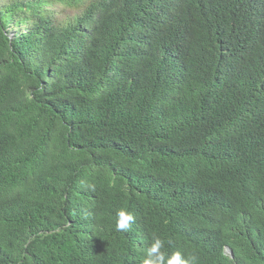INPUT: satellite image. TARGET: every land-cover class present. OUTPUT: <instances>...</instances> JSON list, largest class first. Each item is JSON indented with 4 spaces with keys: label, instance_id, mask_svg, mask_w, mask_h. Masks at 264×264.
<instances>
[{
    "label": "trees",
    "instance_id": "obj_1",
    "mask_svg": "<svg viewBox=\"0 0 264 264\" xmlns=\"http://www.w3.org/2000/svg\"><path fill=\"white\" fill-rule=\"evenodd\" d=\"M61 2H0V264H264V0Z\"/></svg>",
    "mask_w": 264,
    "mask_h": 264
},
{
    "label": "clouds",
    "instance_id": "obj_2",
    "mask_svg": "<svg viewBox=\"0 0 264 264\" xmlns=\"http://www.w3.org/2000/svg\"><path fill=\"white\" fill-rule=\"evenodd\" d=\"M0 2H3V0H0ZM46 7L49 9L52 7L64 8L65 4L61 0H52V3L47 4ZM10 39L13 40V38ZM135 219V216L126 210L118 211L116 213L115 230L122 233L128 232L135 223ZM164 246V241L154 234L152 243L145 250L143 264H199V257L197 255L188 254L185 256L179 251L169 255L167 252L162 251ZM224 253L226 256L232 258V252L229 248H225Z\"/></svg>",
    "mask_w": 264,
    "mask_h": 264
},
{
    "label": "rangeland",
    "instance_id": "obj_3",
    "mask_svg": "<svg viewBox=\"0 0 264 264\" xmlns=\"http://www.w3.org/2000/svg\"><path fill=\"white\" fill-rule=\"evenodd\" d=\"M55 9H58L59 11H61L62 9L59 8V7H53L52 11H54ZM63 14V15H62ZM67 13H61L60 16H58L59 19L63 18ZM72 14L71 13H68V16H71ZM68 16H65V17H68ZM10 30H6V33H9ZM5 33V34H6ZM10 34V33H9ZM8 38H10L12 35H6Z\"/></svg>",
    "mask_w": 264,
    "mask_h": 264
},
{
    "label": "bare ground",
    "instance_id": "obj_4",
    "mask_svg": "<svg viewBox=\"0 0 264 264\" xmlns=\"http://www.w3.org/2000/svg\"><path fill=\"white\" fill-rule=\"evenodd\" d=\"M6 35H11V34H9V33H6ZM10 38H13V35H12Z\"/></svg>",
    "mask_w": 264,
    "mask_h": 264
}]
</instances>
